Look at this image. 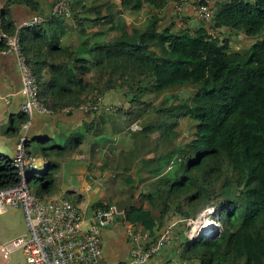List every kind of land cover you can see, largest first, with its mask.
Wrapping results in <instances>:
<instances>
[{"label": "trees", "instance_id": "trees-1", "mask_svg": "<svg viewBox=\"0 0 264 264\" xmlns=\"http://www.w3.org/2000/svg\"><path fill=\"white\" fill-rule=\"evenodd\" d=\"M172 3L187 4L184 9L191 13L195 5H209L214 16L204 23L191 15V23L184 24L166 14ZM14 6L45 18L17 34L39 100L52 113L96 105L107 92L121 94L126 103L124 125L117 131L128 133L130 146L109 150L103 168L119 176L125 190L144 185L140 204L116 218L149 237L178 218L177 264H264V0L70 3L71 20L99 26L108 35L101 43L83 44L82 54L61 46L64 15H52V8L44 16L38 0H7L0 12L4 33H16ZM125 10L147 12L138 25L118 26L115 20ZM236 39L248 48L232 51ZM6 48L1 40L0 51ZM26 121L22 116L19 125ZM131 124L138 129L129 131ZM27 151L32 155L28 143ZM143 173L147 176L138 178ZM36 174L27 186L48 200L54 169ZM17 181L11 160L0 158V188ZM112 208L93 206L94 212ZM207 209L214 211L209 219L217 234L182 235L179 227Z\"/></svg>", "mask_w": 264, "mask_h": 264}, {"label": "crops", "instance_id": "crops-1", "mask_svg": "<svg viewBox=\"0 0 264 264\" xmlns=\"http://www.w3.org/2000/svg\"><path fill=\"white\" fill-rule=\"evenodd\" d=\"M38 1L41 4L40 8L44 10L40 12L44 16H50L56 0ZM74 1L87 6L91 0ZM198 1L200 0H192L193 3ZM6 2L7 0H0V12L5 8ZM117 2L118 0H114V3ZM186 5H182L179 12L177 4L172 3L167 8L166 14L180 17L184 19L182 21L184 24H189L192 13L184 9ZM146 12V10L138 12L125 10L117 17L115 24L138 25L143 21ZM10 15L14 24L18 26L36 14L26 7L14 6L10 9ZM123 31L121 29L120 33ZM106 37L108 35L100 33L99 26L90 23L78 25L73 19L66 18H63L61 23V46L77 48L79 54H82L83 44L86 43L89 47L101 43ZM20 90V75L15 56L12 53L0 52V158L11 160L18 139L24 134L28 138V149L36 160L37 171L44 169L41 173L37 172L36 176L43 174L50 166L54 169L55 182L49 198L59 197L71 201L82 216V228L88 229L95 213L93 206L96 203L111 204L114 207L129 195V187L125 190L121 178L103 168V162L109 150L119 145V135L124 138L120 146L125 148L130 146L128 133L117 131L118 128L123 127L124 123H119L118 119L112 117L114 116L112 111L87 112L78 109L59 113L35 112L28 121L27 129L22 131L19 125L22 117L20 106L23 101ZM120 98L119 93L107 92L102 99L103 104L110 105L111 108L113 105L117 106L116 117H118L116 114ZM12 127H16L17 131ZM146 176L147 174L143 173L138 178ZM143 185H132L134 205L140 204ZM173 222H177L176 218L169 221L167 225ZM133 230L138 232L144 240L152 238L141 227L133 226ZM26 233L20 209L9 208L4 213H0V245L11 239L25 236ZM176 245L177 236L174 234L170 244L153 254L144 264L177 263V254L173 251ZM101 246L103 264H132L130 251L133 243L127 235L124 222L120 219L115 218L111 225L102 231ZM0 264L27 263L22 252L16 251L6 261L0 257Z\"/></svg>", "mask_w": 264, "mask_h": 264}, {"label": "built area", "instance_id": "built-area-1", "mask_svg": "<svg viewBox=\"0 0 264 264\" xmlns=\"http://www.w3.org/2000/svg\"><path fill=\"white\" fill-rule=\"evenodd\" d=\"M72 0H58L52 10V15H67L68 5ZM181 5L177 10L181 11ZM193 19L197 22L208 23L214 16L209 5H195L191 7ZM45 21L44 17L35 15L16 27V33L8 35L0 29V41L6 44L2 53H12L15 56L21 82L20 93L23 101L20 106L21 114L27 121L20 126L27 129L28 121L33 113H52L40 100L36 79L27 65L22 54L20 30L30 29ZM81 109L98 111V106L88 104ZM68 112V110H64ZM136 125L130 127L136 130ZM28 138L22 134L16 144L11 163L15 169L18 181L15 185L0 188V213L9 208L20 209L23 214L27 233L0 245V257L8 260L16 251H21L27 264H103V250L101 233L108 228L116 218L114 207L110 210H97L88 229L82 228V216L78 208L69 200L59 197L41 200L27 186L29 176L37 173L35 158L27 151ZM203 213L208 218L214 211L207 209ZM202 213V215H203ZM201 215V216H202ZM199 216L196 220H199ZM187 228L193 223L186 220ZM211 229L194 235H184L188 239L196 237L211 238L218 232V226L211 222ZM177 223L166 225L164 234L147 248L138 245L142 239L133 225L124 223L129 239L133 243L130 251L132 264H144L150 257L170 244L174 237V227ZM207 232V233H206ZM172 264H177L176 262Z\"/></svg>", "mask_w": 264, "mask_h": 264}, {"label": "rangeland", "instance_id": "rangeland-1", "mask_svg": "<svg viewBox=\"0 0 264 264\" xmlns=\"http://www.w3.org/2000/svg\"><path fill=\"white\" fill-rule=\"evenodd\" d=\"M58 1V0H57ZM71 4H73V6H75V5H78V1L76 2V1H74V0H72L71 1ZM55 5V4H54ZM53 8V7H52ZM63 18H66V19H70L71 20V17H70V15H69V13L67 12V15H64V17ZM193 24H195V23H193ZM237 40V39H236ZM231 50L233 51H243V50H245L246 48H248V46H247V42H243V41H239V40H237V41H235V42H232L231 44ZM104 97V96H103ZM103 97L101 98V99H99V101H98V103L95 105V106H98V111H100V110H103V111H105V112H110V111H112L111 113L114 115V116H112V117H114L115 119H118V121H119V123L121 122H124L125 121V117L124 116H122V110H124V111H128V109H127V106H126V103H125V101L123 100V98L121 97L120 99H121V101H120V104H118V110H117V116L118 117H116L115 116V110H116V108H117V106L116 105H113L112 106V108H111V106L110 105H105V104H103V101H102V99H103ZM88 104H90V105H92L91 103H87L86 105H85V107L88 105ZM93 106V105H92ZM92 112H96V111H92ZM132 125H136V124H131L130 125V127L132 126ZM130 127H129V131H130ZM136 127H137V125H136ZM137 129H138V127H137ZM136 129V130H137ZM136 130H134V131H136ZM122 135H119V138H118V143H119V145H121L122 144ZM124 139V138H123ZM121 141V142H120ZM51 143V142H50ZM48 144L50 147L52 146L51 144ZM119 145H117V146H119ZM38 170H40V171H37V172H39V173H41V172H43L44 171V169H38ZM202 215V214H201ZM200 215V216H201ZM208 214H205V213H203V215L200 217V219L199 220H192L193 221V223L191 224V226L189 227V228H187L186 227V225L184 224V227H182V226H180L179 227V229H181L182 231V235H188V236H191V235H194V234H196L195 232H197L198 233V231H200V230H202V231H205L204 229H203V227H204V225L206 224V223H208V225H211L212 223V221L208 218ZM176 221L177 222H175V223H180L179 221L180 220H178V218H176ZM174 223V222H173Z\"/></svg>", "mask_w": 264, "mask_h": 264}, {"label": "water", "instance_id": "water-1", "mask_svg": "<svg viewBox=\"0 0 264 264\" xmlns=\"http://www.w3.org/2000/svg\"><path fill=\"white\" fill-rule=\"evenodd\" d=\"M132 188H133L132 186H130V187L128 188V193H129L128 197H127L124 201H122V202H120V203H118V204H116V205L114 206V210H115V213H116L117 215H121V214H123L127 209H130L131 207L134 206V198H133ZM165 228H166V225H164V226L160 229V231H159L156 235H154L150 240L140 239V240L138 241V245L143 247V246H146V245H151V244H153L154 241H155L157 238L161 237V236L164 234V232H165Z\"/></svg>", "mask_w": 264, "mask_h": 264}, {"label": "bare ground", "instance_id": "bare-ground-1", "mask_svg": "<svg viewBox=\"0 0 264 264\" xmlns=\"http://www.w3.org/2000/svg\"><path fill=\"white\" fill-rule=\"evenodd\" d=\"M203 229H204L205 231H208V230L211 229V225H208V223H206V224L204 225ZM198 232H202V230H200V231H198ZM195 233H197V232H195ZM206 233H207V232H206Z\"/></svg>", "mask_w": 264, "mask_h": 264}, {"label": "clouds", "instance_id": "clouds-1", "mask_svg": "<svg viewBox=\"0 0 264 264\" xmlns=\"http://www.w3.org/2000/svg\"><path fill=\"white\" fill-rule=\"evenodd\" d=\"M209 211H211V209H209Z\"/></svg>", "mask_w": 264, "mask_h": 264}]
</instances>
